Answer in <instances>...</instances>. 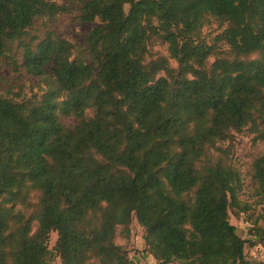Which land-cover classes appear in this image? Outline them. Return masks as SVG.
<instances>
[{"label":"trees","instance_id":"trees-1","mask_svg":"<svg viewBox=\"0 0 264 264\" xmlns=\"http://www.w3.org/2000/svg\"><path fill=\"white\" fill-rule=\"evenodd\" d=\"M71 9L93 25L84 44L32 35ZM209 19L226 25L211 45L200 37ZM156 36L168 57L151 58ZM2 62L43 87L0 95V264H130L114 237L134 219L156 264H264L248 261L229 222L250 210L239 173L221 162L198 170L229 132L264 144V0H0ZM250 180L258 228L264 151Z\"/></svg>","mask_w":264,"mask_h":264},{"label":"rangeland","instance_id":"rangeland-1","mask_svg":"<svg viewBox=\"0 0 264 264\" xmlns=\"http://www.w3.org/2000/svg\"><path fill=\"white\" fill-rule=\"evenodd\" d=\"M58 4L62 0H51ZM128 6H125V10ZM77 12L71 9V12L67 15L58 16L55 20H41L36 24V31L32 35H42L45 30L49 29L59 36L64 37L70 43L76 45H82L85 41V36L91 30L93 25L83 24L77 22ZM220 23L213 19H209L201 29L200 37L207 44L211 45L214 38L222 32L225 28ZM220 51H226V47L222 44L217 45ZM149 51L151 58L155 57H168L167 45L158 37H151ZM18 55V63L21 64V58L18 51H13ZM213 62V58H210L208 65ZM170 65L176 68V63L170 60ZM43 85L38 78L29 76L20 69L19 72L11 70L4 62L0 65V95H5L9 98L17 101L29 99L34 96L40 95V90ZM60 121L64 127L72 126L76 123L73 118L61 117ZM254 136L248 131L242 132H229L228 139L217 145L218 150H208L206 157L201 160L198 170L201 171L203 166L207 163L221 162L231 166L235 169L242 182V191L239 193V201L241 204L250 206V210L246 213H240L237 209L231 210L229 215V222L236 227L238 236L246 241V258L250 260L249 247L253 243H261L262 249L256 252L259 259L261 254L264 253V223L258 222L257 227L253 226V221L259 216L262 206L258 204V199L252 194V183L250 180L251 164L253 160L264 151V144L261 142H255ZM28 202L35 205L37 203V194L31 193L28 198ZM24 211L26 208L19 207ZM34 209L32 207L27 208L26 215H31ZM36 224H34V227ZM35 230V228H33ZM120 229H117L114 237V243L121 246L126 254L130 264H156L152 261L150 256L145 253L143 247V230L137 224L134 219L130 225V233L128 237L120 235ZM56 240V234L51 233L48 239V247L51 248ZM48 264H61L59 258H54ZM88 264H101L97 258L92 256L89 259ZM178 264V263H172Z\"/></svg>","mask_w":264,"mask_h":264},{"label":"built area","instance_id":"built-area-1","mask_svg":"<svg viewBox=\"0 0 264 264\" xmlns=\"http://www.w3.org/2000/svg\"><path fill=\"white\" fill-rule=\"evenodd\" d=\"M262 246L260 244L255 245L254 247H252L251 251H249V256H250V260H248L250 263H261L264 262V253L261 254L260 259L258 257V255H256V252H258V250H261Z\"/></svg>","mask_w":264,"mask_h":264},{"label":"crops","instance_id":"crops-1","mask_svg":"<svg viewBox=\"0 0 264 264\" xmlns=\"http://www.w3.org/2000/svg\"><path fill=\"white\" fill-rule=\"evenodd\" d=\"M252 248H249V251H251ZM150 256V255H149ZM150 258L152 259V257L150 256ZM152 261L154 262V260L152 259ZM155 263V262H154Z\"/></svg>","mask_w":264,"mask_h":264}]
</instances>
